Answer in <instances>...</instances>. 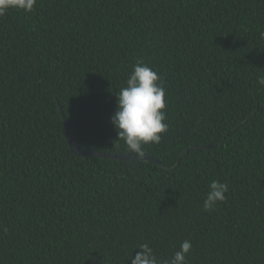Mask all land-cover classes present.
I'll use <instances>...</instances> for the list:
<instances>
[{"label": "trees", "instance_id": "trees-1", "mask_svg": "<svg viewBox=\"0 0 264 264\" xmlns=\"http://www.w3.org/2000/svg\"><path fill=\"white\" fill-rule=\"evenodd\" d=\"M262 32L264 0H37L0 17V264H131L142 243L162 262L184 240L188 264H264ZM138 59L166 88L168 131L144 149L169 168L73 153L59 105L81 147L129 153L110 118ZM213 180L227 199L205 211Z\"/></svg>", "mask_w": 264, "mask_h": 264}, {"label": "clouds", "instance_id": "clouds-1", "mask_svg": "<svg viewBox=\"0 0 264 264\" xmlns=\"http://www.w3.org/2000/svg\"><path fill=\"white\" fill-rule=\"evenodd\" d=\"M36 3L37 0H0V17L12 9L32 12ZM261 36L264 37V32ZM257 80L264 85V75L258 76ZM116 96L117 109L110 118L114 130L129 153L142 157L145 154L144 146L159 144L162 134L168 131L169 125L165 123L167 113L164 111L167 107L164 81L157 71L138 59L128 74L126 86L121 87ZM228 191L227 182L211 181L203 201L204 210H214L218 202L227 199ZM138 249L140 251L129 258L131 264H188L187 254L192 249V242L184 240L173 257L162 262L149 244L142 243Z\"/></svg>", "mask_w": 264, "mask_h": 264}, {"label": "water", "instance_id": "water-1", "mask_svg": "<svg viewBox=\"0 0 264 264\" xmlns=\"http://www.w3.org/2000/svg\"><path fill=\"white\" fill-rule=\"evenodd\" d=\"M59 111L60 114L63 118V122L65 125V131H66V139L69 144V147L71 151L75 154L81 155L83 158H88V157H101V158H109V159H115V160H148L152 162H156L163 168H169L166 164H164L159 158H157L154 155L145 153L144 156L140 157L137 154H131V153H116V152H107V151H102V150H94V149H89L85 147H81L76 139L74 138L73 132H72V127L69 122L68 117L66 116L63 108L59 105ZM212 144L209 145H204L202 147H209ZM192 147V146H191ZM188 151V149H185L182 154H185Z\"/></svg>", "mask_w": 264, "mask_h": 264}]
</instances>
